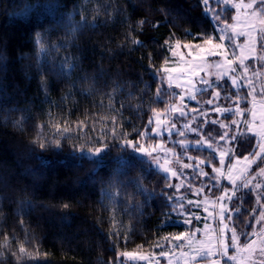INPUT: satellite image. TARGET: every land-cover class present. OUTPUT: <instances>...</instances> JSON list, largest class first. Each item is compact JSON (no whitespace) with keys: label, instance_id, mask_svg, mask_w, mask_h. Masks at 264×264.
I'll use <instances>...</instances> for the list:
<instances>
[{"label":"trees","instance_id":"16d2710c","mask_svg":"<svg viewBox=\"0 0 264 264\" xmlns=\"http://www.w3.org/2000/svg\"><path fill=\"white\" fill-rule=\"evenodd\" d=\"M223 6L0 0V264H125L122 253L186 231L170 179L123 141H143L138 133L177 99L163 82L171 44L229 22L234 10ZM236 142L234 154H250ZM105 144L100 157L87 152ZM188 152L216 162L207 149ZM256 203L251 191L233 197L221 264H235L233 232L250 239Z\"/></svg>","mask_w":264,"mask_h":264},{"label":"rangeland","instance_id":"374dc122","mask_svg":"<svg viewBox=\"0 0 264 264\" xmlns=\"http://www.w3.org/2000/svg\"><path fill=\"white\" fill-rule=\"evenodd\" d=\"M210 1H217L223 4V0ZM250 2L251 0H231L229 5L223 4V7L234 10L232 17L238 16L240 20H243L246 18V14L252 11V9H247L243 5H247ZM236 4L241 5L239 11L233 7ZM258 7L259 4L253 5V8ZM260 18L264 19V17ZM232 20H229L227 23H236L235 21L232 22ZM215 24L223 27L224 22ZM257 26L259 27V25ZM237 28L239 30V25ZM213 34L219 35L216 30L209 35ZM227 35L230 36L231 32L228 31ZM245 41L246 37L240 36L236 39L235 44L246 48ZM226 43L230 42L226 41ZM253 43L255 50L248 52L243 60L240 59L242 56L240 49L236 48L235 44L230 43L228 59L232 61L231 69L233 70H230L227 76L221 77L219 69L206 65L200 71L199 76L209 80L213 86L219 84V87L214 88L212 86L213 88H207L204 92L186 91L184 87H175L178 83L183 84L182 77L188 73L187 65L193 63V61L192 57L188 55L189 50L181 44L179 48L175 49L176 55H173L170 50L171 59L165 64L163 69H183V72L177 71L171 73L172 76L181 77V79H173V87L170 88L166 79L169 73L163 71V82L168 89L174 91L177 99L170 101L165 111L155 113L152 116L151 129L144 132L143 138L145 139L143 141L137 145L133 143V148H139L143 145L145 150L152 151L157 148V145L160 146L158 151L152 152V156H159V164L155 163L152 157L141 154L138 151L136 152L156 171L170 179L175 199L174 213L179 216L177 221L185 225L186 231L183 235L171 236L169 239L157 244L150 251L140 250L130 252L133 258L124 256L125 264H221L228 257L229 245L227 234L229 229L228 224L231 220L224 222L227 227L221 225L219 215L221 201L219 197L223 195L224 187L232 188V184L224 178L228 173L229 165H236V168L246 167L247 172L245 175L250 182L249 188H243V181L237 180V184L241 185V187L234 195L229 193V195H232V199L242 190L251 191L258 199L263 197L264 187L257 189L255 186L257 184L264 185V173L260 172V169L264 168V158H262L264 154L262 156L256 155L261 153V141L256 132L260 130V116L264 114V48L261 47L259 42L254 41ZM175 44V42L172 43L171 48ZM232 52L235 55H232ZM181 56H183V59H181ZM208 60L209 63H223L224 58L209 57ZM224 70H228L227 65H225ZM196 79L198 80L199 77H196ZM233 79L237 82V86L235 87L231 82ZM198 88H206V86L198 85ZM242 88L245 89L247 97H242L245 94L240 91ZM217 91L220 93L219 98H215ZM201 92H203L201 95H207L202 98L200 96ZM181 96L184 97L183 100ZM189 96L194 98L189 99ZM225 100H230V105L223 103ZM241 103L242 105H246V107L242 108ZM174 108L176 109L175 111H173ZM216 108H220L222 111L217 112ZM253 113H255V117ZM157 117L162 120L159 126L156 123ZM173 124H175V128H173ZM185 124L189 126L188 129L183 128ZM221 124L224 127H221ZM215 126L219 128V134L214 129ZM249 127L252 128V131L248 130ZM153 128H157L159 135L151 131ZM193 128L197 129L195 133L190 130ZM180 131H184L185 135L181 136L179 134ZM150 136H154L157 139L152 141L149 139ZM209 137L212 142L207 140ZM182 140L189 142L202 140L204 144H211L212 148L204 147L203 144L198 148L192 143H188L186 147H182L180 144ZM236 141H239L241 144L238 150H248L250 154H234L235 148L232 146V143ZM171 143H175L177 146H170L169 144ZM168 149H171V151H167ZM198 149H207L212 152L216 162L213 163L210 160H205L203 165H197V158L188 151ZM253 151L255 153L251 157V152ZM222 153L224 154L223 165L220 163ZM189 156L193 157V159L189 160ZM245 157H248V159H245ZM186 163L193 165V167L189 169L183 168V165ZM161 166L167 167L169 171L165 173ZM213 167L219 168L223 175L213 172ZM201 170L207 172L208 176L202 177L200 175ZM173 172L176 173L175 176L172 175ZM217 181H219L222 187H212ZM190 200L193 203L189 204L188 201ZM223 203L229 207L231 206L227 199ZM181 205H183L182 208ZM188 214H192L191 217ZM256 218L257 228L254 227L253 233L249 234L251 236L250 239L246 241L247 243L255 241L252 251L251 253L245 251L241 254L245 257L243 261L232 260L235 264H260L264 260V255L261 254V249L264 248V244L261 243L264 241V231H262L264 229V218L261 215H257ZM188 219H190V223H183L184 220ZM205 224H208L210 227L206 228ZM176 237L180 238L176 239ZM221 240L223 241V246L220 244ZM209 241L211 242L213 254L204 257L197 255L196 250L201 248L202 244L208 245ZM246 242H239V245L243 246ZM202 250L207 252L208 249L204 247ZM225 251L227 252L226 255L224 254ZM162 252L166 253V255H161ZM236 255L237 250L235 248L233 256ZM140 257H145V259H140Z\"/></svg>","mask_w":264,"mask_h":264},{"label":"snow or ice","instance_id":"6c2138e0","mask_svg":"<svg viewBox=\"0 0 264 264\" xmlns=\"http://www.w3.org/2000/svg\"><path fill=\"white\" fill-rule=\"evenodd\" d=\"M204 4L207 5L209 3V0H203ZM231 3V0H223V4L224 5H229ZM254 4H259L258 8H253ZM234 8L237 9V11H239L241 5L240 4H236L233 5ZM243 7L247 8V9H252V11L250 13L246 14V18L243 20H240L238 16H233L232 19L233 21H235L236 23L233 24H228L227 21H224V25L223 27H221L219 24L214 25V28L216 30V32L219 33V35H208L205 33H200L198 34L194 40L190 41L189 43H185L183 45L184 48L188 49V55L190 57H192V61L193 63L187 65L188 67V73L185 74L182 78H183V84L178 83L177 85H175V87H184L185 90H191L193 92L195 91H204L207 88H211L213 85L210 83L209 80L205 79L204 77H200L199 73L201 70H203L205 68V66H209V67H214L216 69H219V75L221 77L227 76L228 72L231 69V64L232 61L228 59L229 56V52H230V43L231 44H235V41L238 37L240 36H244L246 37V41H245V46L247 48V52H246V48L242 47L239 44H235L236 48H239L242 56L240 57L241 60L244 59V56L248 53V52H252L254 51V41L259 42L261 44V47L264 48V19H261L260 17H264V0H251L250 3H248L247 5H243ZM259 14V15H258ZM250 17V18H249ZM216 20H220L221 17L219 15L215 16ZM239 25V30L237 28V26ZM259 25V27L257 26ZM230 31L231 35H227V32ZM197 41H202V42H197ZM226 41L230 42V43H226ZM135 43H141L140 41H135ZM180 47V42L177 41L176 44L170 49L172 51L173 55H176V51L175 49ZM232 55H235L234 52H232ZM209 57H223L224 61L223 63H209L208 58ZM181 59H183V56H181ZM199 62V63H196ZM225 65L228 66V70H224L225 69ZM162 71H165L167 73H169V75L166 77L167 81H168V86L171 88L173 87L172 84V80L173 79H181V77H174L171 75V73L180 71L183 72V69H176V68H172V69H162ZM196 77H199V79L197 80ZM232 85L235 87L237 86V82L235 79H233L232 81ZM198 85H204L206 86V88H198ZM219 91L216 92L215 94V98H219ZM194 97L189 96V99H193ZM181 99L183 100L184 97L181 96ZM209 103H211V101H209ZM176 109L174 108L173 111H175ZM217 112L222 111V109L220 108H216ZM181 115H183V113H181ZM254 117H255V113H253ZM235 123V121H233ZM157 125L159 126L162 123V120L157 117L156 120ZM213 123H215V121H213ZM221 127H224L223 124H221ZM173 128H175V124H173ZM184 129H188L189 126L187 124L183 125ZM193 133H195L197 131V129H190ZM249 131H252V128L249 127L248 129ZM154 134L159 135L157 128H153L151 130ZM139 135L143 136V133H138ZM181 136L185 135L184 131H180L179 133ZM256 135H258L260 137V141H261V153H258L256 155L258 156H262V154H264V114H262L260 116V130L256 132ZM223 139V137H221ZM188 143H192L194 146L196 147H200L202 144L204 147L207 148H212L211 144H204V142L202 140H196V141H180V144L182 147H186V145ZM46 145L45 144H41L40 147L43 149ZM123 146L127 147V148H133V141L131 139H126L123 141ZM60 145L59 143H57V148H59ZM159 145H157V148L153 149L152 151H147L145 150L144 146L141 145L139 148H133V151H138L141 154L147 155L152 157V159L154 160L155 163L159 164V156H152V152L158 151L159 149ZM105 148H107V144H105L103 147H95V148H88L87 152L94 158L96 157H100L101 154L105 151ZM214 150V149H213ZM167 151H171V149H168ZM262 158H264V156H262ZM189 160H192L193 157L189 156L188 157ZM245 159H248V157H245ZM254 162V161H253ZM93 163L95 164H99L100 161L99 160H95L93 161ZM205 163L204 159H197V165H203ZM220 163L223 165L224 164V154L222 153L220 156ZM162 170L167 173L169 171V169L167 167L161 166ZM193 165L191 164H184L183 168L185 169H189L192 168ZM213 172L217 173L218 175H223L220 171L219 168H215L213 167ZM247 172V168L246 167H242V168H236V165H229L228 167V173L227 175L224 177L225 179H227L231 184H232V188L229 189L227 187L223 188V195H221L219 197V200L221 201L219 207H220V222L221 225H223L224 227H227V225L224 223L226 220H231L232 219V213L234 211H238L237 208H232L229 207L227 204L223 203V201L225 199H227L228 203L231 204L232 203V195H229V193H232L233 195L240 190L241 185L237 184V180H241L243 181L242 187L243 188H249L250 186V182L247 180L245 173ZM261 173H264V168L260 169ZM173 176L176 175L175 172L172 173ZM200 175L202 177H207L208 173L204 172L203 170L200 171ZM212 187H222V185L219 183V181L216 182V184H214ZM257 189H260L262 187H264V185L261 184H257L255 186ZM179 190V189H177ZM202 190V189H201ZM199 194V193H197ZM189 204L193 203V201H188ZM197 206H199L197 204ZM183 207V205H181V208ZM225 213H227V215H225ZM190 217L192 214H188ZM262 218H264V213L261 214ZM199 218V217H197ZM180 221H177V223H179ZM190 219L188 220H184L183 223H190ZM205 227L208 228L210 227L208 224H205ZM262 231H264V229H262ZM181 235H183V233H181ZM194 235V234H193ZM244 235H247L246 233ZM180 237H176V239H179ZM239 238L237 236V234L235 232H233L232 235V247H235L237 250V255L236 256H232L229 257L230 259L234 260V261H243L245 259V257H243L241 254L245 251L251 253L252 251V246L253 244H255V241H252V243H245L243 246L239 245ZM262 244H264V241L261 242ZM220 244L223 246V241H220ZM204 247H207V252L203 251L202 249ZM196 254L204 257V256H211L213 253L211 251V242L209 241L208 245H201V248L196 250ZM224 254L226 255L227 252L225 251ZM261 254L264 255V248L261 249ZM121 255L125 256V257H129V258H133L132 255L130 253H122ZM161 255H166V253H161ZM140 259H145V257H140ZM193 259H195V257H193Z\"/></svg>","mask_w":264,"mask_h":264},{"label":"crops","instance_id":"0c3cea01","mask_svg":"<svg viewBox=\"0 0 264 264\" xmlns=\"http://www.w3.org/2000/svg\"><path fill=\"white\" fill-rule=\"evenodd\" d=\"M233 22V21H232ZM264 191V190H263ZM264 195H263V197H261L260 199H258V197H257V209H258V212H259V215H261L262 214V212L264 213V211H263V209H264ZM260 200V201H259ZM257 226V222H256V224H255V228H257L256 227ZM255 247H257V246H255ZM260 264H264V260L260 263Z\"/></svg>","mask_w":264,"mask_h":264}]
</instances>
